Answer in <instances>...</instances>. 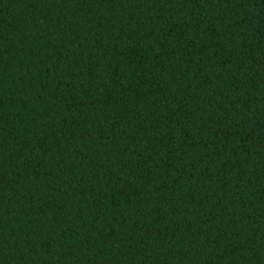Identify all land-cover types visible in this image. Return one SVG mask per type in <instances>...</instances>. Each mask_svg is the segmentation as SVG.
Instances as JSON below:
<instances>
[{"label":"trees","instance_id":"trees-1","mask_svg":"<svg viewBox=\"0 0 264 264\" xmlns=\"http://www.w3.org/2000/svg\"><path fill=\"white\" fill-rule=\"evenodd\" d=\"M0 264H264V0H0Z\"/></svg>","mask_w":264,"mask_h":264}]
</instances>
